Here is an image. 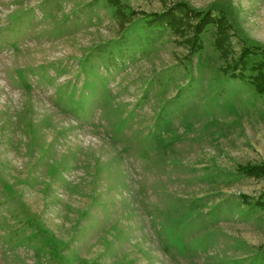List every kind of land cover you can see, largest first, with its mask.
Returning a JSON list of instances; mask_svg holds the SVG:
<instances>
[{"label":"rangeland","instance_id":"1","mask_svg":"<svg viewBox=\"0 0 264 264\" xmlns=\"http://www.w3.org/2000/svg\"><path fill=\"white\" fill-rule=\"evenodd\" d=\"M258 72L264 0H0V264H264Z\"/></svg>","mask_w":264,"mask_h":264},{"label":"trees","instance_id":"2","mask_svg":"<svg viewBox=\"0 0 264 264\" xmlns=\"http://www.w3.org/2000/svg\"><path fill=\"white\" fill-rule=\"evenodd\" d=\"M203 19H205V18H203ZM211 21H213V18H209L208 23L211 22ZM203 29H204V25L201 26L198 29V34H200ZM232 68L233 69H238V66L237 67L234 66ZM255 69H257V68H255ZM233 75L237 76V74H233ZM251 81L254 83V85L258 89V91H260L261 93L264 92V77H263V73L262 72H258V74L255 75V78H253Z\"/></svg>","mask_w":264,"mask_h":264}]
</instances>
